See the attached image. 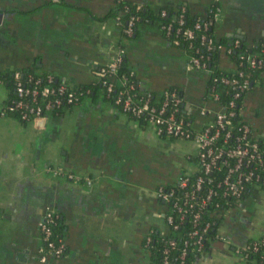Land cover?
Listing matches in <instances>:
<instances>
[{
    "label": "crops",
    "instance_id": "obj_1",
    "mask_svg": "<svg viewBox=\"0 0 264 264\" xmlns=\"http://www.w3.org/2000/svg\"><path fill=\"white\" fill-rule=\"evenodd\" d=\"M128 1L142 10L183 5L204 15L211 0ZM216 1V38L264 40V0ZM115 3L0 0V69L34 67L68 85L89 84L96 66L122 43L139 88L157 92L177 85L188 100L201 99L203 74L185 67L186 53L169 44L155 20L138 21L132 36L121 38ZM217 61L231 65L222 46ZM6 97L0 82V109ZM240 105L244 120L264 134V86L252 83ZM191 149L184 140L163 141L99 92L60 113L25 121L0 113V264H149L146 231L167 230L162 205L150 202L149 169L172 174ZM45 208L58 216L64 253L41 263L37 224ZM263 226L264 190L252 188L240 209L217 226L228 241L215 240L197 264H243L232 245L259 238Z\"/></svg>",
    "mask_w": 264,
    "mask_h": 264
},
{
    "label": "built area",
    "instance_id": "obj_2",
    "mask_svg": "<svg viewBox=\"0 0 264 264\" xmlns=\"http://www.w3.org/2000/svg\"><path fill=\"white\" fill-rule=\"evenodd\" d=\"M184 12L185 7L181 5L176 14L158 26L165 36L172 37L170 42L173 46L180 40L187 41L188 46H191L190 40L195 39L197 46L192 48L191 53L186 52L185 67L205 71L208 63L205 52L215 48L218 50L220 46L215 45L212 35L207 31L208 21L196 19L190 24H184ZM206 12L211 14L210 21L214 23L220 16L218 6ZM165 14L164 9L159 10L160 16ZM115 18L119 23L118 15ZM137 18L134 14L128 16L122 28L123 34L129 36L132 33ZM230 38L229 45L224 47L226 53L240 42L236 34ZM261 50L264 51V48ZM123 53L124 48L117 44L110 59L98 64L94 70V80L103 87L104 94L108 96L111 90L116 89L113 103L119 104L120 110L129 112L133 119L149 124L159 138L181 139L192 145L191 150L184 152L181 172L172 184H157L152 190L154 198L163 204L161 215L167 230H156L160 236H165L168 231L180 230L184 221L190 224V230L180 235L179 242L175 238L163 241L158 264H184L188 246H192L198 253L193 263L197 264L198 258L206 252L204 241L208 238H205V234L210 225L208 221H201L202 215L207 211L214 215L218 213L220 223L231 212L240 209L244 195L252 188L264 190V134L255 132L241 117L237 103L252 82L238 69L233 74L213 76L207 92L198 101L188 100L185 93L170 86L160 89L158 93L146 91L136 97L134 86L137 84L118 71ZM238 59V65H264V53H241ZM12 79L15 98L11 100V106L18 111L22 121L42 117L43 111L61 102L76 104L81 100L82 92L68 88L64 82L49 84L52 79L50 74L45 75L46 82L43 84L31 74L22 81L18 71L12 73ZM216 82L227 87L225 92L228 96L224 100L215 90ZM256 83L264 86V77L256 80ZM0 113L6 114L4 108L0 109ZM55 217L52 209L45 208L37 224L41 236L37 254L41 263L64 253L63 242L51 237V225ZM150 233L148 229L143 238L145 249L151 242ZM215 239L228 241L217 232ZM249 246L246 239H243L233 244L232 248L243 258L242 253ZM251 249H256V243H252Z\"/></svg>",
    "mask_w": 264,
    "mask_h": 264
},
{
    "label": "trees",
    "instance_id": "obj_3",
    "mask_svg": "<svg viewBox=\"0 0 264 264\" xmlns=\"http://www.w3.org/2000/svg\"><path fill=\"white\" fill-rule=\"evenodd\" d=\"M215 6H218V2L216 0H211L207 5L206 10L213 9ZM179 7L180 6H178L175 10H172L171 8H169L167 6H163V7L159 8L157 11L153 12L152 10H148V9L142 10L141 6L137 5L134 2L128 1V0H116L115 6L113 8V14H114V16L118 15V17H119V34H121V36H126L122 32V28H123L125 21L129 15L134 14V15L138 16L137 20H135V22H134V26L138 21H142L144 19L145 20H155L157 22V24H159L160 22H165L171 16L176 14L177 10H179ZM161 9H164L166 11V14L164 16L159 15V10H161ZM210 16H211V14L208 12H206L204 15H193V14L189 13V11L185 7V12H184L185 23L184 24H190L196 19H204V20L208 21L209 28L207 31L212 35L213 40H214L213 42L215 43V45L222 46L224 49V47H227L229 45L231 36L227 37V38H216L214 33H213V28H214L215 23L210 21ZM133 31H134V27H133ZM133 31L129 36H126V37L127 38L131 37L133 34ZM161 32L164 35L162 30H161ZM164 37H166V39L168 40L170 45H173L170 42L172 37H170V36L167 37L165 35H164ZM239 40H240L239 44L232 47L231 51L226 53L227 56L229 57L230 62H231V65L229 67H221L218 64L217 48L211 49V50L205 52V54L208 55V59H207L208 63L206 65V70L200 71L203 74V81L205 82L204 92H207L208 86H209L211 78L213 76H218L221 74H233V72L238 70V69H241L244 72V74L246 75V77L249 79V81L252 83H254V82H256V80H260L261 78L264 77V72H263L264 65L260 66V67H258V66L250 67V66H247L245 64L238 65V63H237V61L239 60L238 55L241 53L250 52V53H253L255 55L263 54L264 51L261 49L264 48V40H257L256 42H253L252 44H248L242 38H240ZM190 42H191V46H188L187 41L180 40V42L177 45H175V47L180 49L181 51H184L185 53L186 52L191 53L192 48L197 46V41L195 39H192V40H190ZM118 45H120L124 48V53H123L122 59L119 63L118 71L123 72L130 79H132V81L135 84H137L136 86H134L135 96L136 97L142 96L146 91L158 93L160 90L155 92L154 90H151L149 88H139L138 80H137V77L135 74L136 72L128 64L126 53H125V47L122 43H118ZM33 69H34V67L11 68L8 70L7 69L6 70L0 69V82H2L7 89V97L4 100L3 105H2L6 114L13 115V116L19 118L18 117V111L16 109H13V107L11 106V100H13L15 98L14 83H13V79H12V73L14 71H18L19 74H21L22 81H24V79L27 77L28 74H31L33 78L38 77L40 79L41 84L46 82L45 75L49 74V73H47V72H34ZM62 82L63 81H60L59 79L54 78L52 76L51 81L48 83L51 85H57V84L62 83ZM66 86L68 88L74 89L75 91H81L82 92V94L80 95L81 98L84 96H88L89 94L92 96H95V94L97 92H99L105 99L109 100L112 104H114L115 106H117V108H119V104L113 103V96L116 94L117 90L116 89L111 90L109 95L106 96L103 92V87L99 84V82H96L95 80H93L89 84H84V85L83 84H75V85L66 84ZM166 86L176 87L184 93V90L180 86L170 85V84L166 85ZM166 86H164V87H166ZM249 87H250V85H249ZM226 88H227L226 85H224L222 83H218V82L215 83V90L220 93V97L222 100H224L228 96V93L225 92ZM85 90H87V91H85ZM237 103H238L240 110H241V105H240L241 101L239 100V101H237ZM72 105H74V103L61 102L58 105L51 106L49 110L43 111L41 113V115L44 116L48 113H60L65 108H69ZM119 110H120V108H119ZM126 114H128L129 117L133 118V116L129 112H127ZM241 117L243 118L242 112H241ZM137 121H139L140 123H143L142 120H137ZM183 159L185 160L184 157H183ZM156 172L159 173L160 175H163L162 173H160V170H158V169H156ZM180 172H181V168L178 171L173 170L172 174H168V175L165 174L163 181H161L159 184H163L165 186L172 184L173 179L176 176H178L180 174ZM158 203H160V202H158ZM160 204L163 206L162 203H160ZM221 205H222V201H221L219 206L221 207ZM218 215H219L218 213H216L214 215L210 211H207L201 217V221L210 222V225H209L207 232L205 234V238H208V240L205 239V241H204V250L205 251H207L209 249L210 245H212L213 242L216 240L215 234L217 232V226H218L219 221H220V217ZM149 229L151 230V233H150L151 242H150L149 247H147L145 249V247L143 245V248L146 252L149 263L150 264H158L160 259H161V250L163 247V241L166 240L167 238H175L179 242L180 235L183 234L184 232L186 233L187 231L190 230V224H189V222L184 221L180 225V230L168 231L165 234V236H160L158 234V232L156 231V229H154V228H149ZM51 232H52L51 237L53 240L56 241L57 239H59L62 241L61 226L59 224V219H58L57 214H56V217L54 219V223L51 225ZM246 242L250 246H249L248 250H246L242 253L244 255V257H243L244 263L245 264H264V226H263L262 235L259 238H256V240L249 238V239H246ZM252 243H256V249L255 250L251 249ZM197 257H198V253L195 252L194 248L192 246H188L187 247V254H186L185 259H184V264H193L196 261ZM171 264H176V263H171Z\"/></svg>",
    "mask_w": 264,
    "mask_h": 264
},
{
    "label": "flooded vegetation",
    "instance_id": "obj_4",
    "mask_svg": "<svg viewBox=\"0 0 264 264\" xmlns=\"http://www.w3.org/2000/svg\"><path fill=\"white\" fill-rule=\"evenodd\" d=\"M149 167H151V166L149 165ZM175 170H176V167H175ZM150 171H151V169H149L147 181H148V185L151 187V189H149V191H150V202L153 205L155 202H157V200L152 195V190L157 184H159L161 181H163L164 175H160L159 173H152Z\"/></svg>",
    "mask_w": 264,
    "mask_h": 264
},
{
    "label": "rangeland",
    "instance_id": "obj_5",
    "mask_svg": "<svg viewBox=\"0 0 264 264\" xmlns=\"http://www.w3.org/2000/svg\"><path fill=\"white\" fill-rule=\"evenodd\" d=\"M121 38H127L126 36H121ZM162 140L164 141V140H170L171 142H173V141H183V140H181V139H176V138H168V137H164V138H162ZM187 148H188V146H187ZM187 148H184V149H187Z\"/></svg>",
    "mask_w": 264,
    "mask_h": 264
},
{
    "label": "water",
    "instance_id": "obj_6",
    "mask_svg": "<svg viewBox=\"0 0 264 264\" xmlns=\"http://www.w3.org/2000/svg\"><path fill=\"white\" fill-rule=\"evenodd\" d=\"M237 35V34H236ZM237 36H239V35H237ZM250 86H251V83H250ZM141 87H143L142 85H141Z\"/></svg>",
    "mask_w": 264,
    "mask_h": 264
}]
</instances>
